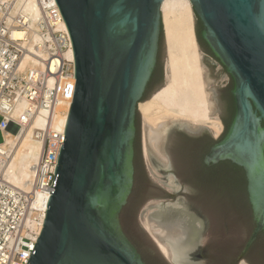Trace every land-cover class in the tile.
Returning a JSON list of instances; mask_svg holds the SVG:
<instances>
[{
    "label": "water",
    "instance_id": "water-1",
    "mask_svg": "<svg viewBox=\"0 0 264 264\" xmlns=\"http://www.w3.org/2000/svg\"><path fill=\"white\" fill-rule=\"evenodd\" d=\"M163 1L56 0L72 40L75 90L56 186L29 264H146L121 213L134 186L136 116L162 31L164 65L167 56ZM191 4L202 39L234 82L232 124L205 162L230 160L244 169L256 221L248 250L264 231V0Z\"/></svg>",
    "mask_w": 264,
    "mask_h": 264
},
{
    "label": "flooded vegetation",
    "instance_id": "flooded-vegetation-1",
    "mask_svg": "<svg viewBox=\"0 0 264 264\" xmlns=\"http://www.w3.org/2000/svg\"><path fill=\"white\" fill-rule=\"evenodd\" d=\"M201 31L197 30V35L211 116L218 118L222 129L217 133L208 125L169 124L166 132L153 140L147 126L142 132L143 116L137 112L134 186L121 223L149 264H263L264 231L245 250L256 221L244 169L230 160L205 162L212 147L227 134L235 103L232 77L202 39ZM164 81L161 53L142 102L159 91ZM159 242L166 245L169 256Z\"/></svg>",
    "mask_w": 264,
    "mask_h": 264
},
{
    "label": "built area",
    "instance_id": "built-area-1",
    "mask_svg": "<svg viewBox=\"0 0 264 264\" xmlns=\"http://www.w3.org/2000/svg\"><path fill=\"white\" fill-rule=\"evenodd\" d=\"M20 1L0 0V130L5 141L6 131L18 134L40 119L34 137L43 151L26 191L7 177L9 155L3 152L4 141L0 143V264H29L35 251L58 178L76 77L71 36L56 0H34L39 17L33 27L25 21ZM18 30L27 36L36 33L38 42L30 48L27 39L15 37ZM41 195L43 207L36 205Z\"/></svg>",
    "mask_w": 264,
    "mask_h": 264
},
{
    "label": "bare ground",
    "instance_id": "bare-ground-1",
    "mask_svg": "<svg viewBox=\"0 0 264 264\" xmlns=\"http://www.w3.org/2000/svg\"><path fill=\"white\" fill-rule=\"evenodd\" d=\"M18 5L22 7L25 21L33 27L39 17L37 3L34 0H24ZM162 14L167 46L168 80L159 92L140 103V113L150 128L160 127L156 132L158 137L164 128L178 121L208 124L219 133L222 125L210 115L212 102L200 63L191 0H164ZM63 26L68 30L65 22ZM15 37L27 39L30 48L38 42V36L34 32L27 36L18 30ZM71 55L74 56L72 51ZM28 59L29 57H26L23 64L27 63ZM60 121L65 123L66 117ZM37 125H41L40 119L29 124L18 134L6 131L5 141L2 143L3 152L9 155L6 175L14 186L26 191L32 187L35 169L43 151L42 142L34 137V127ZM43 200L44 196H39L36 205L43 207ZM146 225L152 232V226L148 222ZM159 244L168 256L167 247L161 242Z\"/></svg>",
    "mask_w": 264,
    "mask_h": 264
},
{
    "label": "rangeland",
    "instance_id": "rangeland-1",
    "mask_svg": "<svg viewBox=\"0 0 264 264\" xmlns=\"http://www.w3.org/2000/svg\"><path fill=\"white\" fill-rule=\"evenodd\" d=\"M194 12V11H193ZM194 17L198 20V18H197V16L195 15V13H194ZM195 31H196V29H195ZM165 33V32H164ZM166 40V39H165ZM167 47V46H166ZM165 81H164V86L166 85V83H167V80H168V77H167V67H168V61H167V56H166V61H165ZM142 115V114H141ZM213 119H218L217 117H214V115L213 116H211ZM0 120H1V118H0ZM205 125H208V124H205ZM143 126H147L148 128V130L146 131L147 132V134L150 136L151 135V139H153V140H156V139H159V137H158V133L156 134V132L158 131V130H160V127H153V128H150V125L149 124H147V123H145V124H143V117H142V132H144V129H143ZM209 127H211L210 125H208ZM213 128V127H212ZM214 129V128H213ZM216 130V129H215ZM217 132V131H216ZM218 133V132H217ZM149 138V137H148ZM150 139V138H149ZM4 141V133H3V131H1L0 130V143H2ZM169 256V255H168Z\"/></svg>",
    "mask_w": 264,
    "mask_h": 264
},
{
    "label": "trees",
    "instance_id": "trees-1",
    "mask_svg": "<svg viewBox=\"0 0 264 264\" xmlns=\"http://www.w3.org/2000/svg\"><path fill=\"white\" fill-rule=\"evenodd\" d=\"M198 24L200 25V27L202 28V24H201V22L199 21V19H198ZM163 31L161 32V37H160V42H159V50H158V57H159V54H161L162 53V56H163V59H164V45H163ZM198 36V35H197ZM232 106H233V108H234V103H233V101H232ZM138 251H139V249H138ZM140 252V251H139ZM140 254L142 255V258H143V260L145 261V263L146 264H149V263H147L146 262V260L144 259V257H143V254L140 252ZM264 264V263H263Z\"/></svg>",
    "mask_w": 264,
    "mask_h": 264
}]
</instances>
